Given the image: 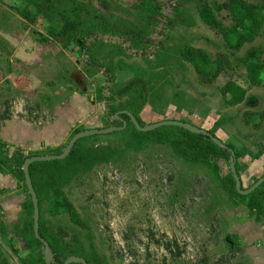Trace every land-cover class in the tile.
Returning a JSON list of instances; mask_svg holds the SVG:
<instances>
[{"label":"rangeland","instance_id":"1","mask_svg":"<svg viewBox=\"0 0 264 264\" xmlns=\"http://www.w3.org/2000/svg\"><path fill=\"white\" fill-rule=\"evenodd\" d=\"M79 1L91 18L83 27L102 28L84 35L86 52L81 51L82 40L66 43L49 33L50 26L62 24L53 15L32 8L35 20L30 21L21 14L24 0H0V122L17 110L42 124L56 120L53 145H61L45 151L57 152L73 136L65 131L64 115L72 114V126L78 129L106 128L119 125L110 109L132 104L143 125L184 120L215 130L223 144L235 145L244 188L264 176V121L250 116L264 109V87L250 84L247 77L249 59H264L263 31L233 50L200 19L193 0H157L161 13L154 22L147 21L133 0ZM209 2L231 25L224 0ZM130 28H139L147 43L142 37V46L132 47ZM29 40L37 42L35 56L24 54L30 52ZM185 44L214 57L226 53L230 63L214 82L202 83L181 58L179 49ZM133 77L142 81L144 92L136 87L118 95V86ZM230 79L247 89V100L227 103L221 86ZM29 148L27 154L34 152ZM208 160L183 158L168 143L137 135L131 123L125 130L86 136L68 158L33 168L42 233L57 251L79 249L90 264H264V188L241 199L232 162L213 154ZM4 171L0 264H44V244L24 227L33 213L17 211L23 199L30 207V192L23 184L15 188L21 177ZM9 183L14 184L3 187ZM56 188L70 198L86 226L74 223L68 212L49 214V197ZM248 205L259 218L249 213ZM29 240L32 247H26Z\"/></svg>","mask_w":264,"mask_h":264},{"label":"trees","instance_id":"2","mask_svg":"<svg viewBox=\"0 0 264 264\" xmlns=\"http://www.w3.org/2000/svg\"><path fill=\"white\" fill-rule=\"evenodd\" d=\"M193 1L197 3L200 19L214 31L220 34L223 37L227 47L230 49L239 50L244 44L253 42L261 31H263L264 33V0H257L256 2L251 0H224L223 6L226 10L229 11L232 20L231 25L225 24L218 17L209 0ZM24 2L26 5L21 11V14L23 16L28 18L30 21H34L35 16L32 13V8H34L39 14H42L44 16L53 15V17L57 18L60 22H62V24L60 26H50L49 33L56 38L63 39L66 43L82 40L81 51L83 52L85 51L88 41L86 39L87 37H85L84 35L90 37L93 36L96 31H98V29H102L95 24H89L88 28L83 27L82 23L86 22L87 20L90 21L91 18L90 16H88V14L84 13L85 5L79 0H24ZM60 3H64V7L60 6ZM132 3L137 9L143 12L145 18L149 22L156 21L157 16L161 13V6L157 0H133ZM128 31L133 39L131 44L132 47L142 46V42L138 43V39H142V37L143 41H145L146 43L149 40V38L146 39L143 36L139 28L137 30H133L130 28L128 29ZM114 32L120 34V36H124V31L120 32L116 29ZM179 52L181 58L189 62L193 66L195 72L199 76V80L202 83L214 82L218 78L220 73L224 71L230 63L229 57L226 53L221 52L214 57L206 49L193 46L192 44L183 45L182 47H180ZM263 74L264 59L256 58L255 56L251 57L247 64V77L250 84L264 87ZM110 80L113 81L112 78H110ZM141 82L142 81L139 78L133 77L129 80L128 84L124 86H118L116 92L118 95L123 96L128 94L132 90H135V88L137 87L140 88V92L143 93L144 87L140 86ZM221 92L226 97L227 103L229 105H237L248 99L247 89L231 79L221 86ZM111 110V115L114 116L115 114H118V116L121 117L122 120H127L129 123H131L134 126L135 133L137 135H148L152 137L155 142L168 143L177 155L189 160L204 161L208 163V157L213 154L219 158L231 161L232 163H234L236 172L240 176L239 172L242 168L239 162V154L235 145L224 144V146H220L216 144L213 141V138H217L215 130H208L204 133H195L180 126L165 125L150 131H140L136 128L131 120V116H134L140 125L145 126L141 122L134 105L129 104L110 109V111ZM250 116L258 117V123L263 122L264 109L260 111H251ZM126 128L120 130H125ZM82 130L84 129H78L77 127L73 130V134ZM83 138H80L75 142L69 154L63 159L35 161L30 164L29 172L33 187L39 200V191L34 182V166L41 163H53L68 158L74 153L78 141ZM51 148H59V146ZM45 149L33 150L34 152H30L29 154L22 152L20 149H14L13 151H11L8 143L0 138V172H5L4 168H6L7 172L14 175L17 179L21 177V181L17 180L18 183L23 184L27 188L25 184V174L22 168L24 160L32 155H46L54 153L59 154L62 152V150L55 152L56 150L45 151ZM49 149L50 148H47L46 150ZM40 151H44V153ZM260 155L261 154L256 155L255 158H259ZM262 188H264V182L249 194H240L237 189L236 191L239 197L245 200L248 198H252L255 194L260 192ZM246 207L249 208V213H251L252 216H254L256 219L260 217L257 213L254 212L255 209H253V205H248ZM25 208L27 213L29 211L33 213L31 201L30 207ZM48 212L52 215H56L62 212H68L71 220L74 223L86 226L85 221L78 213L70 198L60 188H56L50 195ZM24 227L26 229L32 230L34 241L40 242V240L34 234L33 218H27V220H25L24 222ZM39 234L41 236H44L40 226V219ZM34 241H27L26 247H32L34 245ZM49 244L54 253V264H64L67 258L71 255L81 256L86 259L88 264H90V260L85 256H82L79 249L75 250L63 247L62 249H59L57 251L56 247H54L52 243L49 242ZM43 262L44 264H46L45 260H43ZM70 264L81 263L74 262Z\"/></svg>","mask_w":264,"mask_h":264},{"label":"water","instance_id":"3","mask_svg":"<svg viewBox=\"0 0 264 264\" xmlns=\"http://www.w3.org/2000/svg\"><path fill=\"white\" fill-rule=\"evenodd\" d=\"M29 50H30L29 53L28 52H25V53L28 56H32L34 54V51L32 50L31 47L29 48ZM117 116H118V114H115L114 118H116ZM131 120L134 123V125L136 126V128L140 131H150V130H154L160 126L175 125V126L183 127L185 129L190 130V131L195 132V133L206 132V130L201 129L200 127H198L195 124L189 123V122L184 121V120H178V119H164V120H161V121L149 124V125H145V126L140 125L134 116H131ZM126 127H127V121H124L122 126H109L106 128L85 129V130H82V131L75 133L61 153H59V154H46V155H32V156L27 157L24 160L23 170H24V174H25V181H26L28 190L31 194L32 201H33L34 231H35V234L37 236H39L40 208H39V199H38L36 191L33 187L32 179H31L30 172H29L30 164L35 162V161H49V160L63 159L69 154V152L71 151L72 147L74 146L75 142L78 139L86 137V136H90V135H95V134H107V133H111L112 131H115V130L124 129ZM213 141L220 146H224L223 142L219 138L215 137V138H213ZM230 168H231V172L233 174V177L235 179L236 189L240 194H249L255 188H257L260 184H262L264 182V176H262L256 182H254V184H252L250 187L244 188L242 185L241 178L236 172V168H235L234 163L231 164ZM42 240L44 242V251L43 252H44L45 262H46V264H54L52 262L53 256H54L53 251L49 247V244L47 243V241H45L44 239H42ZM74 262L75 263H81V264H88L85 258L78 256V255L69 256L64 264H70V263H74Z\"/></svg>","mask_w":264,"mask_h":264},{"label":"crops","instance_id":"4","mask_svg":"<svg viewBox=\"0 0 264 264\" xmlns=\"http://www.w3.org/2000/svg\"><path fill=\"white\" fill-rule=\"evenodd\" d=\"M62 120L64 122L63 125L67 127L66 133H68V130L72 132L74 129V126H72L74 121L72 114L64 115ZM56 124V120L47 121L45 124L35 120H27L19 115V110H17L10 118L0 122V138L7 142L8 145H13L15 149H20L25 153V147H32L29 149L34 150L56 147L61 145H53L57 141ZM263 157L264 155H262ZM262 164V169H264V162ZM1 180L3 182L2 178H0Z\"/></svg>","mask_w":264,"mask_h":264},{"label":"flooded vegetation","instance_id":"5","mask_svg":"<svg viewBox=\"0 0 264 264\" xmlns=\"http://www.w3.org/2000/svg\"><path fill=\"white\" fill-rule=\"evenodd\" d=\"M28 46L26 47V49L27 50H29V48L31 47L32 48V50L34 51V54L32 55V56H35V53H36V49H37V42H32L31 40H29L28 42ZM21 48H19V50H20ZM30 51V50H29ZM24 54H26L25 52H24ZM113 121H119V125H116V126H122L123 125V122L124 121H127V120H122L121 119V117H119V116H117L116 118H114V116H113ZM128 121H127V125H128ZM76 127H74V129H75ZM95 128H102V127H95ZM73 129V130H74ZM73 130H72V132H73ZM85 130V129H84ZM74 135V134H73ZM72 138V137H71ZM16 180V179H15ZM1 182V181H0ZM14 183H9V185H5V186H3V187H11V185H13ZM25 184H26V181H25ZM22 184H19L17 181H16V185H15V188H20V186H21ZM26 186H27V184H26ZM28 188V187H27ZM9 189V188H8ZM30 200H31V204H32V207H33V201H32V197H31V194H30ZM27 203H26V200L25 199H23L22 200V203L20 204V206L19 207H17V211H19V213L21 214L23 211H25L26 210V208H25V205H26ZM5 206V209L7 208V204H5L4 205ZM39 208H40V202H39ZM33 215H34V207H33ZM39 219H40V217H39ZM33 227H34V218H33ZM34 229V228H33ZM34 234H35V231H34ZM35 236L40 240V242H42L43 244H44V242H43V240L42 239H44L45 241H47V243L49 244V242H48V240L47 239H45L44 238V236H41L40 234H39V236H37L36 234H35ZM49 247H50V244H49ZM54 254V253H53ZM53 259H54V256H53Z\"/></svg>","mask_w":264,"mask_h":264}]
</instances>
